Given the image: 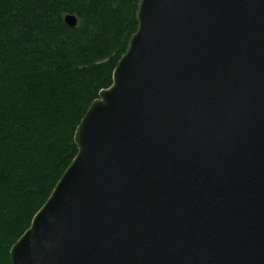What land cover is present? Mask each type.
<instances>
[{"label":"water","instance_id":"water-1","mask_svg":"<svg viewBox=\"0 0 264 264\" xmlns=\"http://www.w3.org/2000/svg\"><path fill=\"white\" fill-rule=\"evenodd\" d=\"M137 20L12 264H264V0Z\"/></svg>","mask_w":264,"mask_h":264},{"label":"trees","instance_id":"trees-1","mask_svg":"<svg viewBox=\"0 0 264 264\" xmlns=\"http://www.w3.org/2000/svg\"><path fill=\"white\" fill-rule=\"evenodd\" d=\"M139 2L0 0V264L75 158L77 127L113 83Z\"/></svg>","mask_w":264,"mask_h":264}]
</instances>
